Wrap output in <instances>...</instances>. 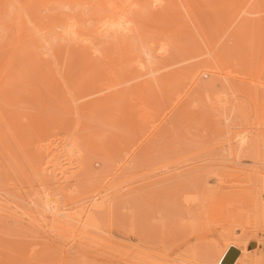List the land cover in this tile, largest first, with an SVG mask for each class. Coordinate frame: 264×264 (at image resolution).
I'll use <instances>...</instances> for the list:
<instances>
[{
  "label": "rangeland",
  "instance_id": "374dc122",
  "mask_svg": "<svg viewBox=\"0 0 264 264\" xmlns=\"http://www.w3.org/2000/svg\"><path fill=\"white\" fill-rule=\"evenodd\" d=\"M0 58V264L216 258L264 169V0H0Z\"/></svg>",
  "mask_w": 264,
  "mask_h": 264
},
{
  "label": "bare ground",
  "instance_id": "6f19581e",
  "mask_svg": "<svg viewBox=\"0 0 264 264\" xmlns=\"http://www.w3.org/2000/svg\"><path fill=\"white\" fill-rule=\"evenodd\" d=\"M122 22H124L123 19H122ZM60 25L62 24L60 23ZM58 26H59V23H58ZM126 31L128 30L126 29ZM108 34H111V33L108 32ZM99 39L101 40V38ZM89 40H91V38H89ZM11 56L13 55L10 54V58ZM203 66H207V65H203ZM236 148L234 146L235 150ZM244 148L245 146L241 145L238 147L237 151H242V149ZM247 179L248 181L252 180L254 183V186L256 187L254 194H250L252 198H247L248 196L246 194H243L242 191H235V192L233 191L228 194L227 197L238 199L240 201V204H239L240 206L236 207L237 210L235 213L231 215V219L229 221L225 219L228 221L227 223L224 222L225 220L222 221L220 219H217L216 222H214L216 225H219L222 230H224V236H225L226 241L223 246L219 247L220 253L216 256V258H214V249L213 251H211L212 249L210 250L209 248H208L209 250L208 249H206V251L204 250L205 255L203 256L206 259V261L202 256L203 258L202 264H264V250H263L264 249V169L258 171L256 173V177L251 178L248 176ZM199 192H200V196L198 197L196 196L192 199H189L185 203V207L186 206L194 207L196 209V213L199 215L196 221L190 224V226H188L189 228V230L187 231L188 234H196L198 232H202L204 229L206 230V226L208 222L212 221V219L215 218L216 214L218 216V214H220L221 212L220 208L222 207V205L220 201L218 202L216 199L214 198L212 199V195L210 193H207V190L204 191L203 189ZM211 203H214L215 205H211ZM145 209H147V206L145 207ZM173 209L169 208L163 215L160 216L161 218L160 222H163L161 225L162 227L161 232L163 233L164 232L169 233L171 230L180 228V226L182 225V223H180L181 221H179L181 219H178V217H176ZM142 218L143 216H142L141 211L131 214L128 220L120 225V228L122 227L124 229L125 226L129 227L130 232L131 231L132 233L135 232L136 236L143 239L144 235L142 233H139V231L136 230L140 226L139 225L140 222L142 223ZM112 220L114 221V219ZM115 221L113 222L114 224H115ZM116 222H118V220ZM113 223H111V225H114ZM119 224H116V225H119ZM236 229L240 230L241 232L239 234H235ZM250 241L251 242L253 241L254 244H250ZM242 256L246 257L244 262L241 261Z\"/></svg>",
  "mask_w": 264,
  "mask_h": 264
},
{
  "label": "built area",
  "instance_id": "2783aa9c",
  "mask_svg": "<svg viewBox=\"0 0 264 264\" xmlns=\"http://www.w3.org/2000/svg\"><path fill=\"white\" fill-rule=\"evenodd\" d=\"M234 208H236V206L234 205ZM232 213H234V212H232ZM221 243V246H223L224 245V243L223 242H220ZM223 244V245H222ZM224 254V253H223ZM245 259H246V257L245 256H242V258H241V261L242 262H244L245 261Z\"/></svg>",
  "mask_w": 264,
  "mask_h": 264
}]
</instances>
